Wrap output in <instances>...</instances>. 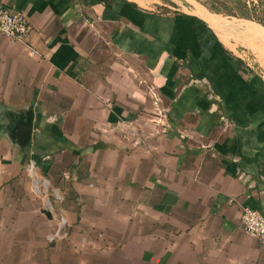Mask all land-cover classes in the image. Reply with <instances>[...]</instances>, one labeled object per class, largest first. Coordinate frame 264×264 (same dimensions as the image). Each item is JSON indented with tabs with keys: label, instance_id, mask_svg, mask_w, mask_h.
Instances as JSON below:
<instances>
[{
	"label": "crops",
	"instance_id": "obj_1",
	"mask_svg": "<svg viewBox=\"0 0 264 264\" xmlns=\"http://www.w3.org/2000/svg\"><path fill=\"white\" fill-rule=\"evenodd\" d=\"M137 1L151 4L0 0L32 27L23 42L0 34V252L9 264H86L91 248L76 252L91 228L116 233L90 219L107 200L117 222L125 215L113 206L129 203L136 233L159 250L143 264H264V244L240 219L244 207L264 215V77L224 53L231 37L205 7L172 18ZM259 38L243 41L257 56ZM122 246L104 260L124 257Z\"/></svg>",
	"mask_w": 264,
	"mask_h": 264
},
{
	"label": "rangeland",
	"instance_id": "obj_2",
	"mask_svg": "<svg viewBox=\"0 0 264 264\" xmlns=\"http://www.w3.org/2000/svg\"><path fill=\"white\" fill-rule=\"evenodd\" d=\"M150 1V6H146L144 3H141L140 1H137L138 4H140L141 7L138 5H135L136 8H141L142 11H148L151 9V14L153 16L158 15H168L172 18L175 14H181L185 17L188 15L183 12H196L198 10V6L201 5L205 7L215 18L216 20H220L223 24V31L224 33L231 37V44L229 47H222L224 53L231 54L232 59L235 61V63L238 66H241L246 69V71L249 73V76L253 74V70L258 71V76L261 78L264 77V69L259 65V62L257 61L256 53L251 52L243 41H245V35L250 34L246 30L249 28H255V27H264V0H147ZM146 7V8H144ZM214 9V10H212ZM179 11V13H178ZM149 12V11H148ZM246 31V33H245ZM216 34H219L217 32ZM220 35V34H219ZM238 42H241L240 44H237ZM233 47H237V52L234 54L233 51L230 50V48L233 50ZM226 48V49H225ZM256 55V56H255ZM241 56V57H240ZM241 58H244L243 60ZM249 64V66L247 65ZM257 76V77H258ZM42 190H46L42 188ZM35 192L42 196L44 200V208H47L50 210L49 202L47 201V196L52 197L51 192L49 194H46V191L40 194L38 190H35ZM111 200H107V202H102V204H99L97 207H94L96 211H89L93 216L98 218H90L91 221H100L102 224H106L108 226V229H113L116 233L114 235H102L99 236V233L101 231L100 226H95L94 228H91V234L85 235L86 239L81 240V245L83 247L78 246L81 249L77 250V254H82L84 251L83 249L91 248V252H87V258L88 261L86 264H125L124 262L128 261L126 258L129 259V264H143L144 261L149 262L151 258L154 259L155 257H159L160 252L159 250H150L153 243L145 244L144 239L145 236L142 234H138L137 232L143 231V227H138L139 224L142 222L139 221L137 218H133V213H128L127 209L130 208V204L124 201H121V203H118L113 206L117 207L120 206L121 210L123 211V214L125 215L122 220H119L117 222L112 216H111ZM113 202V201H112ZM140 206V205H139ZM131 209V208H130ZM105 210V211H104ZM132 211V209H131ZM53 212V211H52ZM138 213V211H136ZM95 214V215H94ZM54 215V212H53ZM132 218H127V217ZM60 223H65L66 220L63 217L58 218ZM140 222V223H139ZM115 225V226H114ZM106 228V227H104ZM93 231V232H92ZM135 233V234H134ZM116 235L122 237L121 241L116 240V243L113 242L112 239L116 238ZM159 237H157V240ZM134 240V241H133ZM99 241L100 243H98ZM123 241L124 247L122 246L121 252H124L126 255L124 257H119L118 260H112V261H105L103 254H106L107 250H110L112 246H118ZM130 243V247L126 248V244ZM135 242V243H134ZM121 247V246H120ZM153 247H155L153 245ZM146 248V249H145ZM1 250V249H0ZM93 250V251H92ZM92 253V254H89ZM152 255V256H151ZM92 258V260H91ZM143 260V262H142ZM0 261L5 264H9L6 260L5 253L0 252Z\"/></svg>",
	"mask_w": 264,
	"mask_h": 264
},
{
	"label": "built area",
	"instance_id": "obj_3",
	"mask_svg": "<svg viewBox=\"0 0 264 264\" xmlns=\"http://www.w3.org/2000/svg\"><path fill=\"white\" fill-rule=\"evenodd\" d=\"M32 30L25 12L8 8L0 2V34L17 42L25 41ZM244 232L264 244V215L262 212L244 207L241 213Z\"/></svg>",
	"mask_w": 264,
	"mask_h": 264
},
{
	"label": "bare ground",
	"instance_id": "obj_4",
	"mask_svg": "<svg viewBox=\"0 0 264 264\" xmlns=\"http://www.w3.org/2000/svg\"><path fill=\"white\" fill-rule=\"evenodd\" d=\"M221 25V24H220ZM250 30H251V32H248V33H250V35H252V36H254V37H257V38H259V39H261V40H263L264 41V32L263 31H258L257 29H255V28H250ZM248 31V30H247ZM258 39V40H259ZM262 41V42H263ZM252 45V44H251ZM261 48H262V51H256L257 53H258V56H257V58L261 61V63L264 65V42H263V46H261ZM256 56V55H255Z\"/></svg>",
	"mask_w": 264,
	"mask_h": 264
},
{
	"label": "water",
	"instance_id": "obj_5",
	"mask_svg": "<svg viewBox=\"0 0 264 264\" xmlns=\"http://www.w3.org/2000/svg\"><path fill=\"white\" fill-rule=\"evenodd\" d=\"M24 126L26 127V133L25 134H26V136H28L29 135V132L32 129V123L31 122L25 123Z\"/></svg>",
	"mask_w": 264,
	"mask_h": 264
},
{
	"label": "trees",
	"instance_id": "obj_6",
	"mask_svg": "<svg viewBox=\"0 0 264 264\" xmlns=\"http://www.w3.org/2000/svg\"><path fill=\"white\" fill-rule=\"evenodd\" d=\"M212 10H214V9H212Z\"/></svg>",
	"mask_w": 264,
	"mask_h": 264
}]
</instances>
